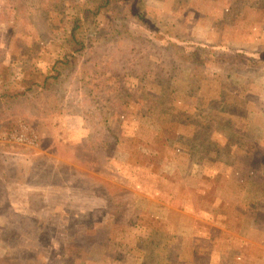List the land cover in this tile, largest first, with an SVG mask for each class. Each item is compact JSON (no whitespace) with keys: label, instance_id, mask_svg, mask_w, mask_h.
Returning a JSON list of instances; mask_svg holds the SVG:
<instances>
[{"label":"rangeland","instance_id":"1","mask_svg":"<svg viewBox=\"0 0 264 264\" xmlns=\"http://www.w3.org/2000/svg\"><path fill=\"white\" fill-rule=\"evenodd\" d=\"M0 264H264V0H0Z\"/></svg>","mask_w":264,"mask_h":264}]
</instances>
